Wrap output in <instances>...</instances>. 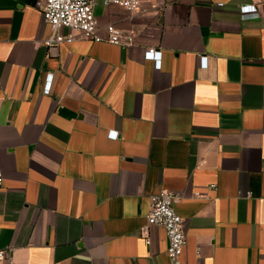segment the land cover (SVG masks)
<instances>
[{
  "label": "crops",
  "instance_id": "0c3cea01",
  "mask_svg": "<svg viewBox=\"0 0 264 264\" xmlns=\"http://www.w3.org/2000/svg\"><path fill=\"white\" fill-rule=\"evenodd\" d=\"M43 7L0 0V264H169L162 190L184 264H264V0H97L130 47L49 48Z\"/></svg>",
  "mask_w": 264,
  "mask_h": 264
},
{
  "label": "built area",
  "instance_id": "2783aa9c",
  "mask_svg": "<svg viewBox=\"0 0 264 264\" xmlns=\"http://www.w3.org/2000/svg\"><path fill=\"white\" fill-rule=\"evenodd\" d=\"M97 0H44L43 18L51 26L52 34L45 41L49 48H57L64 43L76 41H92L95 43L106 42L116 46L130 47L134 42V35L127 34L113 25L106 27V36L101 35V28L95 15ZM106 5L122 7L130 13L140 10L141 0H105ZM243 19H257L258 9L254 5L243 6L240 10ZM67 30V34L61 33ZM145 60L154 62L156 68H161L162 52L150 48L145 53ZM201 67L207 66V58L200 61ZM52 76L48 77L44 89L45 94L50 93ZM114 138L117 134L112 133ZM4 176L0 172V189L3 187ZM176 194L162 190L151 196V209L147 216L150 226L162 227L167 235V256L169 264H184L182 257L187 246V236L184 231L182 218L176 213L174 204ZM149 242V241H148ZM9 256L8 251H0V262Z\"/></svg>",
  "mask_w": 264,
  "mask_h": 264
}]
</instances>
